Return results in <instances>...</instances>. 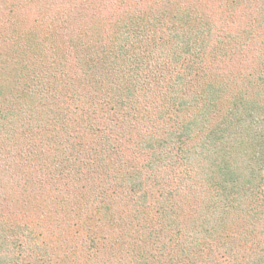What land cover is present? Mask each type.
<instances>
[{
  "label": "trees",
  "instance_id": "trees-1",
  "mask_svg": "<svg viewBox=\"0 0 264 264\" xmlns=\"http://www.w3.org/2000/svg\"><path fill=\"white\" fill-rule=\"evenodd\" d=\"M0 264H264V0H0Z\"/></svg>",
  "mask_w": 264,
  "mask_h": 264
}]
</instances>
